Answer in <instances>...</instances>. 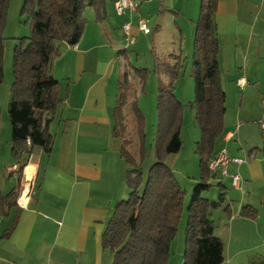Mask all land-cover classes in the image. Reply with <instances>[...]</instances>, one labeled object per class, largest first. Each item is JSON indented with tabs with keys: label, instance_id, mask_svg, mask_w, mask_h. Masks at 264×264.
<instances>
[{
	"label": "crops",
	"instance_id": "1",
	"mask_svg": "<svg viewBox=\"0 0 264 264\" xmlns=\"http://www.w3.org/2000/svg\"><path fill=\"white\" fill-rule=\"evenodd\" d=\"M187 2L140 0L137 11L118 15L108 0L102 19L94 10V15H84L76 44L59 43L51 63L60 102L48 122L50 151L34 146L23 164L14 158L10 139L8 150L0 145V156L5 154L2 177L8 178L7 190L0 193V264H111L101 236L114 203L129 191L119 155L121 141L112 134L111 119L125 69L124 61L116 63L122 50L120 34L126 40L122 23L129 20L130 33L137 38L144 34L137 29L138 19L149 21L160 11L190 10L189 20L195 22L198 14L193 10L201 0ZM215 6L220 84L225 102L233 99L236 104L238 97L236 116L241 121L233 125L225 107L223 133L212 157L224 147L229 156L244 161L228 163L226 174L216 171L218 178L208 181L217 188L220 181L225 188L211 218L214 235L223 244L221 264H258L264 262V136L258 140V133H264V115H243L241 103L255 97L264 102V0H216ZM170 53L175 52L165 56ZM240 75L247 80L242 89L236 84ZM170 155L167 162L175 157ZM11 165L16 169L6 171ZM27 169L31 180L26 187ZM235 173L238 187L231 182ZM13 190L19 191L14 200H2ZM246 205L255 209L254 217L240 215Z\"/></svg>",
	"mask_w": 264,
	"mask_h": 264
},
{
	"label": "trees",
	"instance_id": "2",
	"mask_svg": "<svg viewBox=\"0 0 264 264\" xmlns=\"http://www.w3.org/2000/svg\"><path fill=\"white\" fill-rule=\"evenodd\" d=\"M108 0H24L23 11L31 20L27 41L12 54V82L7 103L10 143L15 159L27 162L34 146L50 151L53 136L48 122L60 102L58 80L51 74L58 45H74L85 25L83 11L90 7L102 19ZM216 0H201L194 22L191 75L194 80V120L199 138L194 144L198 157V183L186 208L185 243L181 264H221L223 244L214 235L211 211L224 199L225 188L217 181V200L202 195L210 179L218 178L208 168L216 140L223 133L225 93L217 64L218 41L214 22ZM9 0H0V83L3 78V30ZM171 61V62H169ZM125 64L112 111V134L121 141L119 155L125 165V199L114 203L101 236V245L111 254V264H166L184 204L185 191L167 167V155L182 147L184 105L174 95V80L182 67L181 53H170L161 61L167 82L156 78V128L154 162L143 179L141 163L146 153L145 121L136 107V92L142 91L150 70ZM156 71V70H155ZM129 103L130 116L125 111ZM135 135V139L132 135ZM19 178V176H18ZM141 187V191H140ZM19 192V191H18ZM18 192H9L6 201ZM256 211L243 206L240 215L254 217ZM256 264V263H250ZM258 264H264L258 263Z\"/></svg>",
	"mask_w": 264,
	"mask_h": 264
},
{
	"label": "rangeland",
	"instance_id": "3",
	"mask_svg": "<svg viewBox=\"0 0 264 264\" xmlns=\"http://www.w3.org/2000/svg\"><path fill=\"white\" fill-rule=\"evenodd\" d=\"M170 1V0H168ZM174 3L181 0H172ZM189 4V0H187ZM24 0H9L6 24L3 30V78L0 83V145L4 150L10 147L6 143L10 139V124L7 116V103L10 98V85L12 82V54L16 46L27 41L31 34V20L28 18L26 11H23ZM199 2L193 10L198 14ZM84 15L87 12L94 15L92 8L84 9ZM187 14H180L175 9L169 11H160L154 14L149 21L146 20L150 32L135 37L132 42L125 40L120 34L121 41L119 44L122 50L116 63H129V67H145L150 70L146 77L142 91L136 92V107L141 112L145 121L146 134V153L141 163L143 171V179L149 166L154 162V137L156 128V80L155 75L158 74L164 82H167V75L163 72L161 61L166 59L167 52H181L182 67L174 80V95L184 105L183 120L181 128L182 147L178 155L171 157L168 162L164 160L167 167L178 181L179 185L184 189V204L181 216L177 224V230L174 239L170 243L169 256L166 264H181L183 259V249L185 243V227H186V208L189 204L195 185L198 183V157L194 153L195 140L199 138V132L194 120V110L190 107V102L194 100V80L191 75L192 65V35L194 31V22L189 20L190 10ZM195 14V15H196ZM171 62V61H169ZM156 70V71H155ZM155 74V75H154ZM122 79V75L120 78ZM260 102L252 98L241 103L242 114L245 116L264 115V102L259 97ZM226 115H229L230 122L235 125L241 121L236 116L238 112V97L235 102L229 100L225 102ZM125 111L130 116L131 109L129 103L125 106ZM131 117V116H130ZM255 120V124H256ZM264 121V118H262ZM264 136V133H258V140ZM132 137L135 139V135ZM0 156V193H5L8 187V178L2 177L5 166L4 155ZM141 191V187H140ZM218 188L215 182H212L206 189L202 191V195L209 200H217Z\"/></svg>",
	"mask_w": 264,
	"mask_h": 264
},
{
	"label": "built area",
	"instance_id": "4",
	"mask_svg": "<svg viewBox=\"0 0 264 264\" xmlns=\"http://www.w3.org/2000/svg\"><path fill=\"white\" fill-rule=\"evenodd\" d=\"M140 4V0H112V5L114 11L118 15H124L135 12L138 10ZM137 29L138 31L146 34L150 32V29L147 26L146 20L143 18H139L137 21ZM130 21L126 20L122 23V29L126 36V41L132 42L134 40V36L130 33ZM237 86L242 89L244 85L247 84V80L244 75H240L236 79ZM261 128H264V123L260 124ZM244 161V158L238 156H229L224 147H220L218 151L214 154V156L208 162V168L211 171H218L220 174H226V167L228 163H236L239 164ZM16 169L15 165L8 166L6 171H12ZM231 182L234 186H239L240 177L237 173L231 175Z\"/></svg>",
	"mask_w": 264,
	"mask_h": 264
},
{
	"label": "bare ground",
	"instance_id": "5",
	"mask_svg": "<svg viewBox=\"0 0 264 264\" xmlns=\"http://www.w3.org/2000/svg\"><path fill=\"white\" fill-rule=\"evenodd\" d=\"M25 175H26L25 182H26V187H27V185L29 184V182H30V180H31V173H30L29 169L26 170ZM24 188H25V187H24ZM25 192H26V189H25L24 192L21 194V198H20V200H24V198H25ZM26 193H27V192H26Z\"/></svg>",
	"mask_w": 264,
	"mask_h": 264
}]
</instances>
